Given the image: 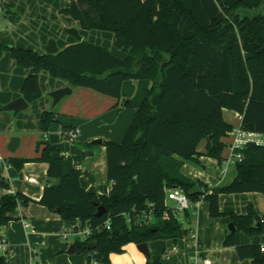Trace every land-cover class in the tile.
Masks as SVG:
<instances>
[{"label":"trees","instance_id":"1","mask_svg":"<svg viewBox=\"0 0 264 264\" xmlns=\"http://www.w3.org/2000/svg\"><path fill=\"white\" fill-rule=\"evenodd\" d=\"M242 9L262 11L248 15ZM62 12L86 30L113 31L115 46L127 56L83 39L55 54L0 44V57L9 53L20 66L34 70L24 80V98L32 101L41 95L40 71L46 70L74 86L117 97L136 114L122 141H105L112 185L109 194L98 195L82 187V170L59 156V148L45 138L59 120L54 109L43 111L40 156L7 161L17 170L27 162H46L48 183L35 200L9 191L10 183L0 176V229L15 218L19 206L33 202L82 227L110 219V229L77 239L76 247L90 260L112 264L109 255L123 252L128 243L191 234L167 203L169 188L181 187L191 203L207 201L211 217L225 215L221 194L264 193L263 144L249 143L241 150L244 158L235 164L236 176L225 185L209 187L183 171L185 163L201 162L202 140L207 141L206 155L223 165L227 144L222 138L235 130L224 118L225 108L242 116L241 128L264 133V0H71ZM144 78L152 84L141 104L122 94L125 81ZM99 205L108 209L100 218ZM228 215L236 230L226 231L225 246H234L241 259L264 264L260 245L242 244L239 236L240 231L264 233V215L252 207L244 215ZM148 216L152 220L145 222ZM90 239L99 241L97 248H88ZM0 264H8L5 255H0ZM148 264H162L161 257L152 255Z\"/></svg>","mask_w":264,"mask_h":264},{"label":"crops","instance_id":"2","mask_svg":"<svg viewBox=\"0 0 264 264\" xmlns=\"http://www.w3.org/2000/svg\"><path fill=\"white\" fill-rule=\"evenodd\" d=\"M70 4L71 0H4L0 8V44L33 49L43 54L46 53L44 46L47 41L54 38L58 48L63 50L67 45L78 42L65 30L75 28L82 39L108 47L121 58L127 56L124 49L113 46V31L110 34L98 29L86 30L81 27L80 21L61 13ZM33 71V68L20 66L9 53L0 57V176L10 183L9 191L22 192L35 200L41 198L48 183V164L31 161L17 170L7 160L40 156L37 144L44 138L40 117L43 111L52 108L58 112L59 121L50 126L45 138L59 148V156L70 158L82 170V187L98 195L109 194L111 182L107 175L105 141H121L136 113L122 107L117 97L88 87L74 86L68 80L51 76L46 70L40 71L42 93L38 98L27 100L28 106L16 114L12 110H3L4 105L24 97V80ZM151 84V80L145 78L128 79L122 85V94L141 104ZM64 87H70L72 92L53 107L54 99L50 92ZM228 109L223 111L225 120L235 129L241 127L242 116L233 110L229 112V116L238 118L235 124L225 116ZM65 125L67 129L63 128ZM70 130H78L75 138H70ZM232 132L222 138L227 144L222 166L216 158L206 155L207 141L202 140L198 147L202 153L201 162L185 163L184 173L194 179L201 178L210 187L225 185L233 180L237 173L235 164L225 166L231 153ZM12 136L20 138L15 151L8 148ZM98 138L102 139L101 143L93 142ZM219 200L224 216L211 217L210 205L205 200L192 203L190 209L182 211L190 225L186 227L183 222L184 227L190 228L191 234L178 240L148 241L151 255L160 256L162 264H196L197 257L199 263L201 259L208 258L211 264H253L251 258L241 259L234 246H225L227 226L231 222L228 214L244 215L252 207L258 215H264V193L221 194ZM13 216L15 218L0 229V239L4 238L7 243L3 255L8 264H89L87 252H69L70 246L82 238L72 234L64 236L65 232L79 225L78 221H65L58 212L36 202L26 207L19 206ZM239 236L242 244H258L264 252V233L251 235L240 231ZM109 256L112 264H148L147 255L135 242L126 244L123 252Z\"/></svg>","mask_w":264,"mask_h":264},{"label":"built area","instance_id":"3","mask_svg":"<svg viewBox=\"0 0 264 264\" xmlns=\"http://www.w3.org/2000/svg\"><path fill=\"white\" fill-rule=\"evenodd\" d=\"M4 2V0H0V8L2 6V3ZM78 133V130H71L69 132V136L70 138H75L76 135ZM233 141L231 142L230 146H231V153H230V157L227 158L226 164L227 165H231V164H236L237 161H242L244 156L241 152V150H243V148L249 144V143H255L257 145L259 144H263L264 145V133L261 132H253V131H247L241 127L236 128L233 132ZM112 185V183H111ZM210 187V186H209ZM169 200L174 201V207L173 210L174 212L177 213V215L180 214V212L188 210L192 207V203L187 195V193L185 192V190H183L181 187L179 188H169L168 189V198ZM145 222H148V220H152L151 216L145 217ZM79 225L72 227L70 230H68V232L64 233L65 237H68L70 234L72 235H78L82 238V240L84 239H88L91 238L92 235L96 232V231H100L102 230L104 227L107 229L111 228V221L110 219H107L102 225H98L96 227H93L89 224L85 225L84 227H82L80 225V223H78ZM7 249V243L6 240L4 238L0 239V255H3V253L6 252ZM263 249V248H262ZM202 262L199 263L198 261H200V259L197 257L196 258V264H211L210 260L208 258L205 259H201ZM89 264H99L98 260L95 257H92Z\"/></svg>","mask_w":264,"mask_h":264},{"label":"water","instance_id":"4","mask_svg":"<svg viewBox=\"0 0 264 264\" xmlns=\"http://www.w3.org/2000/svg\"><path fill=\"white\" fill-rule=\"evenodd\" d=\"M66 32H68L69 34L75 36L77 38V40H81L82 37L80 35V32L75 29V28H66L65 29ZM46 53H51V54H55L58 53L60 51V48H58L56 40L54 38L49 39V41L47 42V45L44 46ZM72 92L70 87H64L62 89H57L54 90L52 92H50V96L53 97V107L55 105H57L62 99H64V97L66 95H69ZM28 106V102L24 97H20L14 101H12L11 103L4 105L2 107L3 110H12L14 111V113H18L19 111L25 109ZM93 142L95 143H101L102 139L98 138L97 140H94ZM20 143V138L18 136H12L10 138V142L8 144V148L11 151H15L16 148L18 147ZM98 211L96 213V217L100 218L101 216H103L106 212H107V208L104 205H99L98 206ZM258 226H261L260 223H257ZM227 230L228 232L230 231H235L236 230V225L234 222H229L228 226H227ZM99 245V241L96 239H90L89 243H88V248L89 249H95L97 248V246ZM138 248L145 254L147 255L148 259L152 257L151 253H150V249L148 247V242H144V243H139L138 244ZM77 250L76 244H72L69 248V252H75Z\"/></svg>","mask_w":264,"mask_h":264},{"label":"rangeland","instance_id":"5","mask_svg":"<svg viewBox=\"0 0 264 264\" xmlns=\"http://www.w3.org/2000/svg\"><path fill=\"white\" fill-rule=\"evenodd\" d=\"M241 11V14H248V15H253V14H255L256 12H258V11H262L261 9H259V10H255V11H248V10H244V9H242V10H240ZM105 32H107V33H112V32H109V31H105ZM80 35H81V33H80ZM81 37H82V35H81ZM76 38V37H75ZM76 40H77V38H76ZM83 40H85V39H83ZM88 40V39H87ZM49 41V40H48ZM47 41V42H48ZM47 45V44H46ZM111 45V44H110ZM112 46V45H111ZM110 46V47H111ZM113 46L114 47H116V49H118L117 48V46H115L114 44H113ZM232 110H229L228 109V111L226 110V117L228 118V119H230V121H232V122H234L235 124H237L238 123V118L237 117H232V116H229V112H231ZM121 141H122V139H120ZM233 167V166H232ZM167 201H168V204H171V205H174V201H172V200H169V199H167ZM184 212V211H183ZM183 212H181L180 213V217H179V219L181 218L182 219V222H184V224H185V226L186 227H189L190 225H189V223L188 222H186V220H185V218H184V216H185V214L183 213ZM190 212H192V210H190ZM72 238H70V240H71Z\"/></svg>","mask_w":264,"mask_h":264}]
</instances>
